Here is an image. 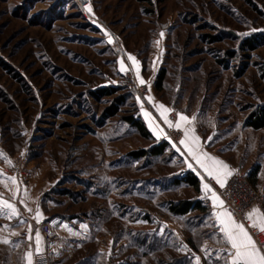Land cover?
Listing matches in <instances>:
<instances>
[{"label": "rangeland", "instance_id": "obj_1", "mask_svg": "<svg viewBox=\"0 0 264 264\" xmlns=\"http://www.w3.org/2000/svg\"><path fill=\"white\" fill-rule=\"evenodd\" d=\"M255 37L259 44L248 46ZM129 70L148 95L129 82ZM149 99L169 109L173 126L171 112L195 117L202 143L232 174L251 180L258 167L251 182L264 193V127L248 124L264 104V0H0V198L27 212L29 193L48 213L24 242L38 247L34 261L42 251L50 264H192L193 247L202 264H226L224 253L222 261L210 256L220 240L214 201L190 216L169 209L171 200L212 193L172 183L187 166L183 144ZM151 111L164 128L157 140L132 121ZM163 139L173 147L166 155L132 156ZM59 219L83 225V234L51 255L39 247ZM152 235L164 237L159 247L142 241ZM6 253L0 238V264Z\"/></svg>", "mask_w": 264, "mask_h": 264}, {"label": "crops", "instance_id": "obj_2", "mask_svg": "<svg viewBox=\"0 0 264 264\" xmlns=\"http://www.w3.org/2000/svg\"><path fill=\"white\" fill-rule=\"evenodd\" d=\"M148 102L149 104H152L154 102L155 104L159 106V103H156L155 101L150 100ZM159 113H161V109H159ZM149 114H150L149 116H145V113H143L145 119L147 120L154 134L160 138H163L165 135H164V128H163L162 123L160 122L159 118L154 113H152V111ZM176 120L177 121L175 125L178 123L182 125V127L179 128L183 131L181 140L186 139L185 131L188 132L189 136L199 137V147H196V145L193 144L191 140H189L190 146L194 148V150L197 152L198 155L201 153H207L210 156L215 157L224 162V158H222L219 153H216L214 151H209L207 147L204 146V144L202 143L203 139H201L200 135L197 133L194 120L189 118V120L191 121L190 123L180 121L179 117H177ZM182 149H183V155L185 156V160H186V165H187L186 167H189V164H191L192 165L191 168L203 180L204 179L203 177L208 174L204 171L203 168L200 167L199 164L196 163L195 159L189 153L188 148L185 147L184 144H183ZM228 170L231 172V174L233 173V168L231 165L230 166L228 165ZM229 177L230 175L226 177L225 182L229 179ZM202 184L203 185L205 184L204 181L202 182ZM22 197H23L22 200L28 206L27 212L22 211L20 207L13 201H10L9 199L5 197L0 198V206L3 205L4 201H7L8 203L14 205L19 212L18 216H11V218H9L10 216L9 210H5V211H9L8 215L0 214V238H1L2 246L7 251L5 261L8 264H34V255L38 247L37 248L35 247L26 248L24 244L25 239L28 237L30 238L31 232L34 227L49 220L48 213L43 208H41V205H39L35 201V199H33L32 195H30L29 193H24L22 194ZM222 211L231 212L230 209L224 205L222 208L216 206L215 210L213 211L212 218L215 221L216 225L218 226V232H219L218 234H219L220 240L219 242L216 243L215 248L213 247L215 252L214 250H212L210 253V256L216 258L217 261H222V258L218 259L219 257H217V253L219 252L220 254L224 253L225 258H226V260L224 259V262H226V264H231V256L229 253L234 250L231 249V245L224 238V233L220 231L221 225L216 218V214ZM256 211H258L260 214H264V206L260 205V206L255 207L252 213ZM57 222H61V223L58 225L56 229H54L55 236L49 242L48 241L46 242V240L43 239L42 245L39 247L41 249H46V247H49L51 251V255L55 254V252L59 250L60 248L59 246L62 245L63 241L66 238H71V239L74 238V240L75 239L80 240L79 239L81 238L80 235L83 234V230L80 228V226H83V225H76V223L70 220H64V219L63 220L59 219V221ZM50 223L52 224V222ZM245 228L250 233L249 229L247 227ZM250 235L253 237L251 233ZM4 240H7L8 243H4L3 242ZM181 249L186 251L184 244L182 245ZM190 249L192 251L195 250V252L194 253L192 252V254L189 250H187L188 252H190V255H191L189 257H192V260H193L192 264H202L201 255L198 253L196 248L190 247ZM197 258H199V261H197Z\"/></svg>", "mask_w": 264, "mask_h": 264}, {"label": "snow or ice", "instance_id": "obj_3", "mask_svg": "<svg viewBox=\"0 0 264 264\" xmlns=\"http://www.w3.org/2000/svg\"><path fill=\"white\" fill-rule=\"evenodd\" d=\"M89 11H91V8H89ZM161 35H163V33H161ZM128 59L131 60L136 66L138 75V61H136V58L130 54ZM120 70L127 71L123 65V61H121ZM140 83L144 84L145 81L141 79ZM159 108L161 109V115L163 116L165 122L168 123L170 127L173 126L172 122L168 120L167 116L169 109H167L164 105H159ZM149 115V113L145 112V116ZM192 119H195V117ZM180 121L189 123L191 122L189 118L184 115L180 116ZM175 127L180 128L182 125L178 123L175 125ZM185 136L186 139L181 140L180 143L184 144L185 147L188 148L189 153L193 156L196 163L199 164L209 176L216 179L217 183L223 187L226 177L231 175V172L228 170V165L207 153H201L198 155L194 148L190 146L189 140H191L192 143L196 145V147H199V137L189 136L187 131H185ZM177 151H179V149H177ZM2 155L3 153H0V156ZM189 167L191 168L192 165L189 164ZM203 189L205 192L212 193V199L217 207H223L224 202L219 198V196L215 194L209 184L205 183L203 185ZM5 210L10 211L9 218H11V216L19 215L16 207L7 201H4L3 205L0 206V214L8 215L9 211ZM216 218L221 225L220 231L224 233V238L231 245V249L234 250L229 253L231 256V264H264V252H261L256 241L245 228L244 224L238 223L232 216V213L227 211L218 212L216 214ZM248 218L253 221L252 227H258L260 231L264 232V214H260L258 211H256L249 213ZM36 240L38 245L42 242L39 234H37ZM3 242L8 243L7 240H4ZM37 250L39 251V249ZM197 261H199V258H197Z\"/></svg>", "mask_w": 264, "mask_h": 264}, {"label": "trees", "instance_id": "obj_4", "mask_svg": "<svg viewBox=\"0 0 264 264\" xmlns=\"http://www.w3.org/2000/svg\"><path fill=\"white\" fill-rule=\"evenodd\" d=\"M247 45L250 47L257 46L260 41L257 37L248 39ZM166 73L164 70L160 71L158 74V78L156 79V88L158 90H162L165 83ZM103 93H105V90H101ZM115 110V109H114ZM112 110V111H114ZM133 124L135 125L138 132L150 139L157 140L153 130L148 125V122L145 120L144 116L142 114H138L137 116H133ZM248 124L252 126L255 129H260L264 127V104H261L258 108H256L251 115L248 117ZM172 144L168 139H163L157 141L154 145H152L150 148H142L133 150L131 152L132 156L134 158H142V157H159L164 156L166 153L171 150ZM173 150V149H172ZM258 167L254 168L252 172L250 173V178L253 183L256 182V175L258 173ZM172 183L178 184V185H187L189 187H192L196 192L202 193V180L200 176L190 167H186L183 169L182 173L175 174L172 176ZM169 209L178 215L182 216H188L190 213L195 212L197 210L206 211L207 205L205 204V201L203 198H181L179 200H171L168 203ZM190 216V215H189ZM194 220H192V223L194 224H201V219L203 217H198L199 215H193ZM195 218H198L197 221H195ZM148 234V233H147ZM164 237H158L157 235H152L151 238L144 237L142 239L143 242H147V239H150V245L148 244L149 248L153 247H159V245L162 244ZM147 244V243H146ZM148 249V247H147ZM188 260V259H187ZM185 259V261H187Z\"/></svg>", "mask_w": 264, "mask_h": 264}, {"label": "built area", "instance_id": "obj_5", "mask_svg": "<svg viewBox=\"0 0 264 264\" xmlns=\"http://www.w3.org/2000/svg\"><path fill=\"white\" fill-rule=\"evenodd\" d=\"M79 1L86 5L90 0ZM127 78L129 82L133 84V86H137L139 88L142 94H149L148 85L136 82L133 70L128 71ZM177 116L178 115L176 112H171L169 115L170 119L172 120H176ZM169 134L176 139H181L183 131L173 126L169 128ZM21 162V158L16 159L15 165L19 167ZM209 179L211 181L213 191L218 193L222 197L224 203L230 207L234 219L237 222L249 226L258 247L264 250V232L260 231L258 227H252L253 221L248 218L249 213L252 211L251 209H254L256 204H262L264 202V193L255 187V185L249 179L248 173L245 171L232 174L227 182L224 183L223 187H221L213 177L210 176ZM211 195H207L205 197V202L210 207L213 206V199ZM9 198L13 199L12 197ZM37 234H40V232L35 233L36 237ZM34 264H50L47 253L42 251L38 252L36 254Z\"/></svg>", "mask_w": 264, "mask_h": 264}]
</instances>
